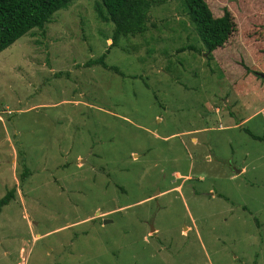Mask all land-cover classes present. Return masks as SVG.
I'll return each mask as SVG.
<instances>
[{
  "label": "rangeland",
  "instance_id": "374dc122",
  "mask_svg": "<svg viewBox=\"0 0 264 264\" xmlns=\"http://www.w3.org/2000/svg\"><path fill=\"white\" fill-rule=\"evenodd\" d=\"M204 1L210 60L180 0L113 46L72 0L0 51V264H264V0Z\"/></svg>",
  "mask_w": 264,
  "mask_h": 264
},
{
  "label": "trees",
  "instance_id": "16d2710c",
  "mask_svg": "<svg viewBox=\"0 0 264 264\" xmlns=\"http://www.w3.org/2000/svg\"><path fill=\"white\" fill-rule=\"evenodd\" d=\"M72 0H0V51L8 47L31 29H42L51 15L67 7ZM182 7L194 27L206 60L212 58V51L221 47L228 36L235 31V23L230 12L224 8L222 14L213 16L204 0H180ZM152 0H99L94 6L98 18L112 24L109 46L116 45L120 38L143 33L146 30V13ZM193 50L194 45L181 46L178 51ZM105 52L85 61V66L98 65L114 73L122 74L116 67L104 61ZM255 60L256 56H255ZM264 60V53H263ZM244 131L253 139L261 137ZM24 170L21 177L25 175ZM14 189L0 197V209L13 197Z\"/></svg>",
  "mask_w": 264,
  "mask_h": 264
},
{
  "label": "water",
  "instance_id": "95a60500",
  "mask_svg": "<svg viewBox=\"0 0 264 264\" xmlns=\"http://www.w3.org/2000/svg\"><path fill=\"white\" fill-rule=\"evenodd\" d=\"M259 75H260V76H263L261 73H259ZM236 172H237V170H236Z\"/></svg>",
  "mask_w": 264,
  "mask_h": 264
},
{
  "label": "crops",
  "instance_id": "0c3cea01",
  "mask_svg": "<svg viewBox=\"0 0 264 264\" xmlns=\"http://www.w3.org/2000/svg\"><path fill=\"white\" fill-rule=\"evenodd\" d=\"M191 140L193 141V140H194V138H191Z\"/></svg>",
  "mask_w": 264,
  "mask_h": 264
}]
</instances>
